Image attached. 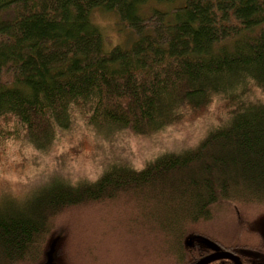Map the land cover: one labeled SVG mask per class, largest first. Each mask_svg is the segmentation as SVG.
<instances>
[{"label":"trees","instance_id":"1","mask_svg":"<svg viewBox=\"0 0 264 264\" xmlns=\"http://www.w3.org/2000/svg\"><path fill=\"white\" fill-rule=\"evenodd\" d=\"M147 1L0 0V137L45 153L76 113L104 138L151 134L214 104L225 114L192 147L139 169L114 162L94 180L54 176L22 200H0V264L105 258L87 245L96 232L73 219L119 205L121 228L145 208L167 214L166 264H194L218 250L264 264V230L213 219L224 201L240 215L264 205V0H155L178 1L169 18L143 17ZM95 8L116 11L134 30L128 47L105 51L90 21Z\"/></svg>","mask_w":264,"mask_h":264},{"label":"rangeland","instance_id":"2","mask_svg":"<svg viewBox=\"0 0 264 264\" xmlns=\"http://www.w3.org/2000/svg\"><path fill=\"white\" fill-rule=\"evenodd\" d=\"M177 5L178 1L149 0L141 7L140 14L148 17L159 11L169 18L172 8ZM90 21L99 30L105 51L116 46L128 47L136 36L116 11L95 8L90 14ZM75 117L74 125L61 131L55 144L45 153L34 149L24 138L0 137V200H22L54 176L68 179L72 183L94 180L114 162L139 169L161 153L192 147L209 128L225 120V114L214 104L196 118L151 134L140 135L120 130L109 138H104L85 124L84 117L78 113ZM223 203L216 208L213 218L215 223L219 217L220 223H228L227 218H231L235 226L238 223L241 226L247 221L248 226L251 224L255 228L254 231L264 230V205L249 207L252 209L248 211L246 208L240 215L241 207L237 203ZM119 207L121 206L106 210L105 206H98L92 211L93 216H86L90 212H80L74 216L77 227L78 221L80 227L82 222H86L89 232L95 231L97 234L91 237L94 240H90L87 245L99 246L105 250V258H94L93 263L87 264H166L168 258L160 257L172 243H165L160 238V234H163L160 226L167 220V214L159 212L157 216V213L145 208L137 214H130L131 219L137 217L134 225L129 222L130 226L123 224L124 228H121L116 225L121 220L115 212ZM122 222L128 221L124 219ZM62 230L64 232V228ZM64 239L72 241L67 233L64 234ZM65 245L62 246L64 249Z\"/></svg>","mask_w":264,"mask_h":264},{"label":"water","instance_id":"3","mask_svg":"<svg viewBox=\"0 0 264 264\" xmlns=\"http://www.w3.org/2000/svg\"><path fill=\"white\" fill-rule=\"evenodd\" d=\"M219 258H229L235 262V264H241L240 258L226 250H218L214 253L209 254L208 256L202 258L201 260L197 261L194 264H208L213 260L219 259Z\"/></svg>","mask_w":264,"mask_h":264},{"label":"flooded vegetation","instance_id":"4","mask_svg":"<svg viewBox=\"0 0 264 264\" xmlns=\"http://www.w3.org/2000/svg\"><path fill=\"white\" fill-rule=\"evenodd\" d=\"M215 252V251H214ZM214 252H212V253H214ZM219 259H224V258H219ZM216 260H218V259H216ZM212 262V261H211ZM235 263V262H234ZM242 264V263H241Z\"/></svg>","mask_w":264,"mask_h":264}]
</instances>
